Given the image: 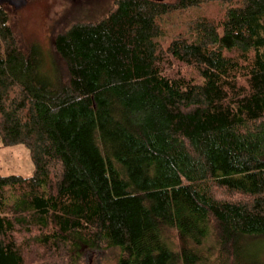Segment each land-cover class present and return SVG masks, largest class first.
I'll use <instances>...</instances> for the list:
<instances>
[{
  "label": "trees",
  "instance_id": "1",
  "mask_svg": "<svg viewBox=\"0 0 264 264\" xmlns=\"http://www.w3.org/2000/svg\"><path fill=\"white\" fill-rule=\"evenodd\" d=\"M211 1L234 6L165 28ZM51 44L44 71L0 4V140L34 164L0 174V264H77L83 247L244 264L264 242V0H110Z\"/></svg>",
  "mask_w": 264,
  "mask_h": 264
},
{
  "label": "rangeland",
  "instance_id": "2",
  "mask_svg": "<svg viewBox=\"0 0 264 264\" xmlns=\"http://www.w3.org/2000/svg\"><path fill=\"white\" fill-rule=\"evenodd\" d=\"M110 0H28L20 9L5 5L11 13V26L17 36L26 42L37 44L42 52L44 71L51 63H61L52 47V34L69 23L93 20L101 17ZM234 4L211 1L172 15L174 25H165L170 33L184 28L190 19L208 18L217 20ZM169 38H166V42ZM34 164L29 150L23 144L3 146L0 140V174L30 177ZM118 248L92 249L83 247L77 264H116ZM244 264H264V242H254L249 247V255Z\"/></svg>",
  "mask_w": 264,
  "mask_h": 264
},
{
  "label": "water",
  "instance_id": "3",
  "mask_svg": "<svg viewBox=\"0 0 264 264\" xmlns=\"http://www.w3.org/2000/svg\"><path fill=\"white\" fill-rule=\"evenodd\" d=\"M28 0H0V4H8L13 9L17 10L21 7L25 6L27 4ZM158 1H164V0H158Z\"/></svg>",
  "mask_w": 264,
  "mask_h": 264
},
{
  "label": "flooded vegetation",
  "instance_id": "4",
  "mask_svg": "<svg viewBox=\"0 0 264 264\" xmlns=\"http://www.w3.org/2000/svg\"><path fill=\"white\" fill-rule=\"evenodd\" d=\"M27 2H28V1H27ZM2 5H8V4H5V3H4V4H2Z\"/></svg>",
  "mask_w": 264,
  "mask_h": 264
}]
</instances>
